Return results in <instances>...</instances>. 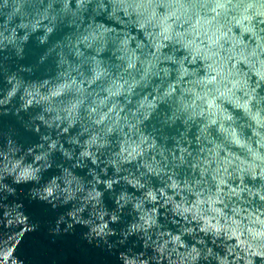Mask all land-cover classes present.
<instances>
[{
  "label": "clouds",
  "instance_id": "9594fccd",
  "mask_svg": "<svg viewBox=\"0 0 264 264\" xmlns=\"http://www.w3.org/2000/svg\"><path fill=\"white\" fill-rule=\"evenodd\" d=\"M37 202L109 264H264V0H0V264Z\"/></svg>",
  "mask_w": 264,
  "mask_h": 264
},
{
  "label": "water",
  "instance_id": "95a60500",
  "mask_svg": "<svg viewBox=\"0 0 264 264\" xmlns=\"http://www.w3.org/2000/svg\"><path fill=\"white\" fill-rule=\"evenodd\" d=\"M32 217L39 222V229L26 233L23 238L13 233L5 239L12 241L8 246L16 248L18 261L23 264H109V260L97 250L90 249L76 235L56 239L53 242L49 233L58 212H53L47 205L33 203L29 207Z\"/></svg>",
  "mask_w": 264,
  "mask_h": 264
}]
</instances>
